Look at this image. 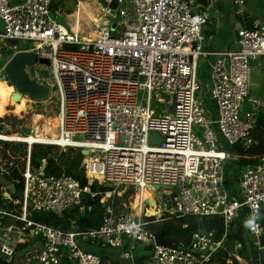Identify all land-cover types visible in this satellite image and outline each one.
Returning a JSON list of instances; mask_svg holds the SVG:
<instances>
[{"label": "built area", "instance_id": "2783aa9c", "mask_svg": "<svg viewBox=\"0 0 264 264\" xmlns=\"http://www.w3.org/2000/svg\"><path fill=\"white\" fill-rule=\"evenodd\" d=\"M104 1L107 5L115 1L116 9L113 14L101 8L108 17L93 21L96 35L91 37L56 22L59 8L51 11L56 0H0V57L5 55L8 61L27 51L48 59L51 81L39 83L57 96L45 101L54 103L55 135L27 144L21 159L20 198L13 200L1 189L0 260L104 264L99 253L81 249L82 243L119 250L115 258L125 264H208L219 250L226 253L222 257L226 264H243L242 243L237 241L228 250L225 242L230 227L242 219L245 232L262 249L258 242L264 232V157L240 171L237 189L229 193L224 166L230 155L220 147L217 135L244 151L258 144L253 130L260 105L249 99V92L251 64L264 55V0L261 18L250 27H237L236 47L222 51L207 49L203 27L209 16L194 11V0ZM230 2L235 16L243 19L244 0ZM17 43L30 47L22 49ZM200 60L210 70L207 96L215 119L196 96L204 85L197 76ZM29 102L42 111L40 103ZM153 104L167 108L158 111ZM153 135L158 144L150 143ZM32 145H49L60 152L86 150L82 168L87 186L81 189L64 173L45 174L44 163L32 171ZM4 160L2 177L11 167L18 168ZM92 184L106 186L112 194L105 198L103 193L100 199L103 212L97 228L65 231L32 219L52 214L63 220L75 208L82 211L81 194ZM146 191L152 195L155 216L146 215L147 200H140L139 214L130 207V200ZM121 193L132 199H123ZM115 194L122 198L119 202L113 200ZM186 217H217L223 233L218 238L213 231L194 234L188 244H156L158 235L151 226ZM253 217L257 231L245 227Z\"/></svg>", "mask_w": 264, "mask_h": 264}, {"label": "trees", "instance_id": "16d2710c", "mask_svg": "<svg viewBox=\"0 0 264 264\" xmlns=\"http://www.w3.org/2000/svg\"><path fill=\"white\" fill-rule=\"evenodd\" d=\"M202 5H206L205 0H198ZM83 4V3H81ZM58 9L57 4H53L51 6V11L54 12ZM80 11L82 9L78 5L77 10L74 12V20L75 25L73 27V31L78 33L79 30V16ZM240 19V18H239ZM247 27H249L250 23H247ZM4 107L6 111L10 112V115L21 117L22 114L19 112V104L13 102L11 99H7L4 101ZM8 107H11V110H8ZM5 117V116H4ZM8 120L7 117L0 119L1 122H6ZM264 125V115L261 114L258 116L255 128L253 130V138L256 139L258 144L251 148L250 150L243 152L237 147L236 153L242 156V158L238 161L239 167L244 166H252L257 163V160L250 161L251 157L261 156L264 154V130L262 129ZM0 132L4 135H9V132L5 131L1 125ZM54 133L53 131L51 134ZM46 135H39L40 138H44ZM22 136H29L28 134ZM44 139H50V137H45ZM51 140V139H50ZM17 151H21L23 157L25 158L27 154V148L24 143H16L13 146ZM55 147L53 146H45V145H33L30 151V163L32 171H35L41 163H44V173L50 175H61L66 174L74 178L81 189L87 186V182L83 176V168L82 160L83 155L78 150L68 149V152H61L60 155L52 156ZM8 144H3L2 148V157L6 159L8 162H13L14 165H17L13 161L10 160V156H7V152L9 153ZM73 154V156L71 155ZM243 157H250L248 159ZM18 168L11 167L9 169V174H4V177L11 183V185L15 188L16 194L12 195V199L16 200L20 198L23 180L21 177V173L23 171L24 162L22 166L17 165ZM2 187L0 186V194ZM101 192L102 194H98ZM109 190L106 188L98 187L96 184H92L89 187V192H83L81 194V208H75L68 213L65 214L63 220L58 219L52 214H38L33 216V220L36 222H40L53 227H60L63 230H69L71 227H75L77 230L91 229L97 228L101 223L102 216V207L100 205V199L103 193H107ZM134 199V198H133ZM12 206L11 204L9 207ZM130 206L133 210H135V204L132 200L130 202ZM3 207V203L0 200V208ZM17 208H19L17 206ZM155 210L150 209L146 211L147 216H154ZM242 222V219L236 221L234 226H231L229 229V233L225 242V248L228 250L232 249V246L235 242H241L243 249L240 252L241 257L244 259L243 264H264V232L259 239V247L262 249H258L257 246L254 245V242L246 244L244 242V228L239 225L236 226V223ZM161 224H157L151 226V229L154 231L156 235L163 234L164 240L170 244H188L194 234H199L202 232H210L213 231L216 237H220L223 233V222L217 217H205L203 219H198L195 217H186L182 219H171L160 222ZM236 226V229H235ZM261 226L264 229V214L261 218ZM226 253L224 250H219L215 256L210 260L208 264H226L222 257H224ZM106 259L102 257V262L104 263ZM0 264H8L0 260ZM12 264V263H10ZM67 264V263H66ZM232 264H238L237 262H233Z\"/></svg>", "mask_w": 264, "mask_h": 264}, {"label": "rangeland", "instance_id": "374dc122", "mask_svg": "<svg viewBox=\"0 0 264 264\" xmlns=\"http://www.w3.org/2000/svg\"><path fill=\"white\" fill-rule=\"evenodd\" d=\"M13 1H15V0H13ZM78 1L85 2V0H69V1L65 0L62 3V0H56V4L58 5V8H59L58 11L59 12L56 16H54V18H55L57 23L62 25L67 30H70V28L73 27V25H74V16L67 15V12L73 11V13H74L75 10H77L76 9V2H78ZM244 1H246V6H247L249 4H255L257 1H260V0H244ZM87 3H88V7H86V9H82V7L80 6V8L82 9L81 15L83 17L82 18H81V16L79 17L80 18L79 19V30H80L79 32L81 34H85V36L90 35L92 32L95 31L96 28H95L94 23H93L94 20L104 19L105 16L108 17L107 15L103 14L104 12L101 9L102 7L99 6L98 4H96L95 1H93L92 3L91 2H87ZM83 7H84V5H83ZM232 9H233V13H235V8L233 7ZM112 12L114 14V11H112ZM207 26H208V24L205 27H203V35L205 38V45L207 43L210 44V40L207 37H205V31L204 30ZM17 45L19 47H21L22 49L30 47L29 44H24V43H17ZM3 53H8V51H4ZM7 58L8 57L5 55L3 57H0V105H1L0 119L7 117L8 120L6 122L0 121V127L2 125L3 129L8 130V132H10L9 135H14V134H17L19 136H20V134H22V135L28 134L31 136H39V135H45V134L50 135V133L52 131H54L53 126L55 125V120H54L55 108H54L53 102H52V104H49V105L46 104V106H44V107L40 103L39 106L41 107L42 111H40L38 107H35V105H30L27 108L26 114H25L24 112L21 111V105L19 103V100L15 101L16 103L19 104V107H20L19 112H21V114H22L21 117L10 115V112L5 110L4 101L7 99L13 100V96H14V94H13L12 97H7L5 95V91H4L3 86H2L3 84H6L9 86L6 79L3 78V71H2V68L7 61ZM251 66H252V64H251ZM29 73H30V77L35 79L38 83L41 82V83L47 84L48 81H51L50 71L48 68H44L42 66L36 65L35 67L31 68ZM208 88H210L209 84L207 85V87L205 85H203L200 92H198L196 94V96L202 101V103L206 109H208L207 106H208V100H209L208 96H207L208 95ZM22 98H24V97H22ZM165 99L167 101H169L170 97L167 96V97H165ZM52 101H55V99H52ZM152 108L159 111V110H165L167 107L164 105H157V107L155 108V104H153ZM8 110H11V107H8ZM169 110H170V107H169ZM41 115H43V118H44L43 120L39 118V116H41ZM36 126L39 127L38 134L34 130V128ZM0 135H2V134H0ZM3 144H8V148L10 150L9 156L11 157L10 160L11 161L15 160L14 162L17 163V165L22 166L23 161H21V159H23L24 157H23L21 151L19 152L13 147L14 144H16V143L0 142V162L5 161L4 158L2 157L3 154L1 153L2 148H3ZM25 145H26V148L28 151L29 147L26 143H25ZM67 152H68V150L66 151V154H67ZM60 153L61 152L57 148H55V150L52 153V156L58 157L60 155ZM71 155L73 156V154H71ZM242 169H244V167ZM238 178H239L238 170L232 169V170H229L226 172L225 184H226L227 191L229 193H232L234 191V189H237ZM102 188H106V186L105 187L102 186ZM106 189L109 190L108 188H106ZM106 196L107 195H105V197ZM121 196L123 197V199H126V200H130V198H131V197H129L128 193H125V194L121 193ZM108 197H109V195L106 198H108ZM121 199L119 198V195H117V194H115L113 197V200L115 202H119ZM133 201H134V204H136L135 203L136 200L133 199ZM130 202H131V200H130ZM157 224L159 225L161 223H157ZM157 224H155V225H157ZM239 225H241L244 228L243 223L240 221L238 223H236V226H239ZM236 226H235V229H236ZM253 241H254V238H252L249 234H247L244 231V242L246 244H248V243H251ZM79 247L85 251L95 253L93 247L90 245H83L82 243H80ZM105 250H107L109 253L115 254L116 257L119 255V250H108V249H105ZM12 264H20L17 261V257L14 258ZM104 264H125V261L119 260L116 258H114L113 261L106 259L104 261Z\"/></svg>", "mask_w": 264, "mask_h": 264}, {"label": "crops", "instance_id": "0c3cea01", "mask_svg": "<svg viewBox=\"0 0 264 264\" xmlns=\"http://www.w3.org/2000/svg\"><path fill=\"white\" fill-rule=\"evenodd\" d=\"M83 3L84 9L88 7L87 1L85 2H76V9L78 8V5ZM92 3V2H91ZM206 5H202L198 0H194V11L196 13L203 12L208 14L209 16V23L208 26L205 28V37H207L210 40V44H206V47L208 50L211 51H222L224 49H233L236 47L235 40H236V34L235 29L240 26H248L247 23L253 24L256 20H259L262 15V9L263 5L261 1H257L255 4H249L246 6V1H244V8L246 10L245 17L242 19H239L235 16L233 13V7L230 0H205ZM69 13V14H68ZM73 11L67 12V15L73 16ZM81 18L83 17L81 15ZM79 16V17H80ZM75 25V20H74ZM73 25V27H74ZM73 27L70 28L71 31H73ZM211 35V36H210ZM205 40V38H204ZM213 58H210L212 60ZM209 67L206 65L202 60L198 63V70H197V76L199 80L207 87L209 83ZM250 92H249V99L256 101L260 105V114L264 115V55L261 56L257 62L252 63L251 66V75H250ZM249 102H246L244 104L243 109H246L248 107ZM208 109L206 111L209 114V117L211 119L216 118V112L214 104L208 100ZM264 130V125L262 127ZM218 143L220 147L226 151L230 155V159L225 163L224 170L225 173L229 170H238V173L240 174V171L243 167L238 166V161L242 158L241 155L236 153V148L238 147L242 152L243 150L240 148V146H228V144L225 142L223 138H221L219 135H217ZM264 157V154L261 156H255V157H243V158H250V161L257 160V162L260 160V158ZM244 166L245 167H248ZM155 207H150L147 210L153 209ZM136 210V205H135ZM134 210V211H135ZM146 210V211H147ZM156 215V214H155ZM154 215V216H155ZM96 253H99L102 257H104L107 260H114L115 254L109 253L107 250H98L93 248ZM18 263L21 264V261L19 258H17Z\"/></svg>", "mask_w": 264, "mask_h": 264}, {"label": "water", "instance_id": "95a60500", "mask_svg": "<svg viewBox=\"0 0 264 264\" xmlns=\"http://www.w3.org/2000/svg\"><path fill=\"white\" fill-rule=\"evenodd\" d=\"M85 1L93 2L94 0ZM96 2L100 4L103 9H109L111 11H115L117 6L115 1L109 5H107L104 0H96ZM113 27L114 26H112V28ZM36 65L49 68L50 61L48 59L38 58L34 52L21 51L15 53L9 58V60L4 64L2 71L9 86H11L14 90V101H18L22 97H27L33 102L41 103L44 107L47 104L45 101L50 98L56 99L57 96L54 91L51 92L48 86L40 84L35 79L30 77L29 71ZM172 108L173 105L170 107V110H172ZM150 143L158 144L159 139L153 135L150 137ZM87 153L88 152L86 150L81 151L83 156H86ZM0 186L5 188L10 195L16 194L15 188L2 176H0ZM28 207L31 208L30 203L28 204ZM155 241L156 244L159 245H168L167 242L164 241L163 234H159Z\"/></svg>", "mask_w": 264, "mask_h": 264}, {"label": "bare ground", "instance_id": "6f19581e", "mask_svg": "<svg viewBox=\"0 0 264 264\" xmlns=\"http://www.w3.org/2000/svg\"><path fill=\"white\" fill-rule=\"evenodd\" d=\"M79 6H81L82 9H84L82 4H79ZM95 35H96V33H94V32H92L90 34L91 37H93ZM2 86H3V89L5 91V95L7 97H12V95L14 94L13 88L8 86V85H6V84H3ZM13 102H15V101L13 100ZM19 103L21 105V111L26 114V110H27V108L29 107V104H30L29 100H27V98H20L19 99ZM0 108H1V105H0ZM55 126H56V120H55V125L53 126V130H54L53 132L54 133H52V134L50 133V135H55V129H54ZM38 131H39V129L36 131L37 134H38ZM50 135H46L45 137H49ZM0 139L1 140H6V141H12L13 139H18V140L23 141L26 144L43 143L44 141L50 140V139L40 138L39 136H31V135H29V136H21L20 135L19 136L17 134H14V135H0ZM106 195L107 196L109 195V197H111L112 194L110 192H107ZM134 199L136 200V202H135L136 203L135 204L136 205L135 212L138 213V214L140 212V208H139L140 200H147V202H149V204H150V207H155V204H154V202L152 200V195H151V193L149 191L143 192L142 196L135 197Z\"/></svg>", "mask_w": 264, "mask_h": 264}, {"label": "clouds", "instance_id": "9594fccd", "mask_svg": "<svg viewBox=\"0 0 264 264\" xmlns=\"http://www.w3.org/2000/svg\"><path fill=\"white\" fill-rule=\"evenodd\" d=\"M254 221H255V217L245 221V227L250 228L253 231H257V225Z\"/></svg>", "mask_w": 264, "mask_h": 264}]
</instances>
